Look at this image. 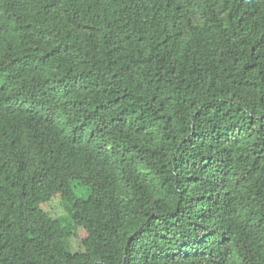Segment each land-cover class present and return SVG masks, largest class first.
Returning a JSON list of instances; mask_svg holds the SVG:
<instances>
[{
    "label": "trees",
    "instance_id": "trees-1",
    "mask_svg": "<svg viewBox=\"0 0 264 264\" xmlns=\"http://www.w3.org/2000/svg\"><path fill=\"white\" fill-rule=\"evenodd\" d=\"M0 264H264V0H0Z\"/></svg>",
    "mask_w": 264,
    "mask_h": 264
},
{
    "label": "rangeland",
    "instance_id": "rangeland-1",
    "mask_svg": "<svg viewBox=\"0 0 264 264\" xmlns=\"http://www.w3.org/2000/svg\"><path fill=\"white\" fill-rule=\"evenodd\" d=\"M76 193L83 194V192L79 188L76 189ZM43 207L52 216H55V217L66 216V212L64 208L61 206V202L59 201V199L58 200L55 199L51 202H48V204H45Z\"/></svg>",
    "mask_w": 264,
    "mask_h": 264
}]
</instances>
